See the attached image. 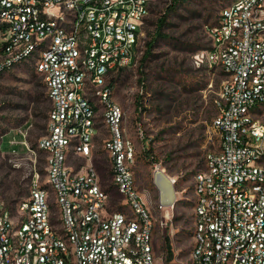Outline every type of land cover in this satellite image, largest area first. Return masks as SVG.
I'll use <instances>...</instances> for the list:
<instances>
[{
    "label": "built area",
    "instance_id": "built-area-1",
    "mask_svg": "<svg viewBox=\"0 0 264 264\" xmlns=\"http://www.w3.org/2000/svg\"><path fill=\"white\" fill-rule=\"evenodd\" d=\"M148 14L149 0H0V73L34 61L51 102L45 134L35 147L22 141L15 164L26 166L28 194L10 207L0 192V264H185L155 250V217L109 80L134 65ZM209 32L212 47L193 63L225 74L212 124L220 145L194 176L187 264H264V0H232ZM99 110L120 207L93 163ZM71 157L87 162L77 167ZM167 177L174 187L177 178ZM177 193L158 202L164 217Z\"/></svg>",
    "mask_w": 264,
    "mask_h": 264
},
{
    "label": "rangeland",
    "instance_id": "rangeland-1",
    "mask_svg": "<svg viewBox=\"0 0 264 264\" xmlns=\"http://www.w3.org/2000/svg\"><path fill=\"white\" fill-rule=\"evenodd\" d=\"M150 11L142 25L134 65L110 74L113 97L123 107L125 134L136 147L134 170L137 185L145 192L155 217L154 246L169 262L187 264L194 244V176L206 164L207 154L219 148L220 135L213 127L217 114L214 100L225 74L220 67H196L193 56L209 49V28L218 23L221 10L232 0H185L170 13L161 38L149 48L158 18L171 0H149ZM26 61L0 74V192L12 207L28 194L26 166L15 164L26 153L24 141L35 147L45 134L51 102L46 82ZM91 95V94H90ZM91 97L98 102L97 97ZM99 103V102H98ZM93 163L111 205L121 206L122 197L112 183L105 149L108 129L98 111ZM44 179V154L39 152ZM77 167L87 162L71 157ZM165 168V173L157 172ZM167 175L176 177L170 183ZM178 201L167 217L157 204ZM167 244L172 248L170 257Z\"/></svg>",
    "mask_w": 264,
    "mask_h": 264
},
{
    "label": "trees",
    "instance_id": "trees-1",
    "mask_svg": "<svg viewBox=\"0 0 264 264\" xmlns=\"http://www.w3.org/2000/svg\"><path fill=\"white\" fill-rule=\"evenodd\" d=\"M183 1H185V0H171V3L169 4L167 11H165L164 14H162L157 20L156 30L154 32L153 37H151V39L149 40V43H148L149 48H151L153 45H155L156 41L160 40L161 38H167L168 37V34L165 33L164 30H165L166 26L168 25L170 13L173 12L176 8H178V6ZM149 11H150V1H149ZM145 20H146V18H145ZM48 97H49V95H48ZM167 249H168V252L170 255L169 258H171L172 257V248L169 244H167Z\"/></svg>",
    "mask_w": 264,
    "mask_h": 264
}]
</instances>
